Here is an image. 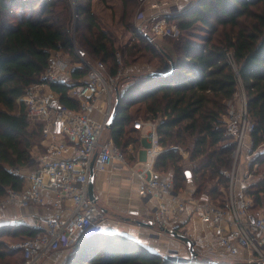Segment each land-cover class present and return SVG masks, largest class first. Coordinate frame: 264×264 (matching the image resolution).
I'll list each match as a JSON object with an SVG mask.
<instances>
[{
	"label": "trees",
	"instance_id": "1",
	"mask_svg": "<svg viewBox=\"0 0 264 264\" xmlns=\"http://www.w3.org/2000/svg\"><path fill=\"white\" fill-rule=\"evenodd\" d=\"M136 1L122 0L124 24L141 38L127 47L131 58L125 60L126 67L139 60L138 52H150L159 59L158 65L151 63L157 70L171 68L168 56L175 70L162 76L150 72L125 76L118 86L121 101L116 117L103 139H113L122 148L136 143L128 133L139 131L135 122L143 110L146 120L157 122L159 142L165 149L155 161V170L171 171L178 192L193 183L194 196L209 193L211 200L222 202L229 186L224 170L232 167L236 147L226 132L224 115L238 91L240 78L247 93L249 116L255 123V148L264 137V0H193L179 11L153 18H165L178 26V35H165L173 52L167 45L154 46L135 27ZM75 4L80 51L91 61L102 59L111 75H117V40L101 25L93 0H75ZM73 15L71 0H0V197L8 186L23 188L24 179L10 169L29 166L34 148L43 140L42 124L30 127L20 97L41 81L56 52L67 53L72 63L80 61L75 52ZM197 23L208 31L200 43L186 35ZM229 52L238 70L230 63ZM88 74V68L74 66L69 78L82 79ZM70 86L53 84L52 88L62 102L79 108V100L69 96ZM137 104L141 108L134 113L132 108ZM182 150L189 152L188 157ZM254 161L264 164V150L255 155ZM248 193L257 206L254 214L263 212L264 179L249 185ZM175 228L180 230L179 226ZM38 232L27 224H0V264H22L17 256L23 255L22 250L12 248L7 238L33 237ZM65 264L214 263L200 255L177 260L127 235L100 230L83 237Z\"/></svg>",
	"mask_w": 264,
	"mask_h": 264
},
{
	"label": "built area",
	"instance_id": "2",
	"mask_svg": "<svg viewBox=\"0 0 264 264\" xmlns=\"http://www.w3.org/2000/svg\"><path fill=\"white\" fill-rule=\"evenodd\" d=\"M138 1L142 6L160 8L170 0ZM145 11L142 10L138 18H142ZM173 31L169 22L162 18L152 24L151 34L142 29L139 32L152 43L155 37ZM75 52L80 59L77 63H72L70 56L54 55L42 74L41 81L32 84L19 99V102L25 105L29 120L42 124L45 151L40 155L39 165L32 173L23 176L20 168L10 169L21 176L27 185L22 189L8 186L4 197H0V206H41L45 202L46 191L55 194L52 203L54 212L36 214L32 227L38 228L39 232L12 245V248L22 250V264H41L52 252L75 247L83 237L102 230L104 210L98 200L90 198L89 195V180L94 159L95 171L114 163H121L132 169L140 181L141 197L160 200L156 206L155 224L173 227L168 224L179 221L184 213L188 216L196 215L209 224L223 249L198 246V255L219 262L217 259H233L240 253L241 248H246L251 253L249 264L264 263V211L258 215L254 214V198L248 193L249 182L254 179L260 167L254 157L259 148L264 150V137L255 148L252 136L255 123L250 121L248 101H245V106H242L239 112L232 109L226 114L228 117L224 118L226 132L236 144L233 169L231 172L224 171V174L229 176L226 197L222 202L210 200L201 205L194 197L177 194L173 178L155 170V158L159 152L153 147L150 150L151 158L145 163L146 167L137 168L129 164L125 152L113 139H103L116 101L121 74L111 75L103 61L87 59L76 46ZM228 58L238 70L233 53L229 52ZM118 60L120 61V58ZM74 66L88 68L89 74L82 79L69 78ZM53 84L72 85L69 88V96L77 98L80 107L71 108L62 102L61 95L52 88ZM100 95H104V108L101 109L102 117L98 120L92 117V112L96 109ZM147 124L151 130L146 132L145 136L151 140L152 145L160 144L157 123ZM145 125L144 122L135 123L138 129ZM244 153L249 162L247 168L241 172V158ZM164 196L173 197L172 208L163 199ZM66 208L69 209L68 214H64ZM170 211L173 212L172 216L169 215ZM231 262L233 261L224 263Z\"/></svg>",
	"mask_w": 264,
	"mask_h": 264
},
{
	"label": "crops",
	"instance_id": "3",
	"mask_svg": "<svg viewBox=\"0 0 264 264\" xmlns=\"http://www.w3.org/2000/svg\"><path fill=\"white\" fill-rule=\"evenodd\" d=\"M109 5H114L111 2L115 0H106ZM118 1V0H117ZM193 0H172L167 4H163L160 8H154L148 6L144 16L138 18L137 23H142L143 20L147 18H154L158 14H170L172 12L179 11L191 3ZM97 2H104L103 0H93V10L98 15L99 20L103 28L111 34L113 31H109L101 22V13L98 11ZM122 2V0H121ZM123 5V2H122ZM106 11V7L103 11ZM106 13V12H105ZM124 13V8H123ZM103 16V15H102ZM138 25V24H137ZM173 29L174 25H171ZM144 27V26H143ZM127 27H125V30ZM131 31L130 29L126 30ZM145 31V30H144ZM146 32V31H145ZM127 47V46H126ZM72 59V58H69ZM142 66V69L139 67ZM137 65H131L127 67V71L130 73L139 72H150L156 68L150 63H139ZM96 109L92 112V117L96 119H101L102 113L101 109L104 108V95H100L96 103ZM142 132V143L138 151V156H135L133 165L137 168H144L145 163L151 158L150 150L153 147L158 151L157 157L165 151L161 144H153L147 142L148 138L145 136L146 132L151 129L146 125L139 129ZM45 141H42L43 151H45ZM37 157V164L39 165V157ZM132 162V161H131ZM37 165V167H38ZM132 165V164H131ZM36 169V168H35ZM33 166H27L20 168L21 174L26 176L32 173L34 170ZM95 171V170H94ZM94 189L96 198L100 207L104 210L105 220L102 223V230L106 233H116L124 234L131 238L140 241L145 246H149L153 249H157V252L164 256H175L183 258H191L188 246L181 240L171 236L170 234L164 232L160 228V224L156 223L155 226H143L137 223L138 220L154 222L156 206L160 202L158 198H142L139 193V179L133 174L132 169L128 166H124L121 163H114L112 165L104 166L99 170L95 171L94 175ZM256 182L255 177L249 182V185ZM27 185L24 182V186ZM196 186L190 183L189 187L185 189L180 196L185 195L187 197H194L201 205H205L211 200L209 193H204L199 196H194ZM45 202L41 206L34 207H19V206H0V224L3 223H14V224H27L32 226L36 219V214L45 213L51 214L54 212L52 203L55 199V194L51 191H46L44 193ZM166 201H172L170 197H163ZM174 203V199L172 201ZM255 210H253L254 212ZM69 209L64 210V214H68ZM262 213V212H260ZM259 213V214H260ZM169 226H179L180 231L188 234L194 241L196 247L198 246H214L217 249L222 250L223 245L221 244L219 238L214 234L211 226L203 222L198 216H188L184 213L179 221L174 222ZM70 254V249H61L52 252L48 257H46L41 264H65L68 256ZM251 257V253L246 248H241L240 253H238L233 259H217L219 262H248Z\"/></svg>",
	"mask_w": 264,
	"mask_h": 264
},
{
	"label": "rangeland",
	"instance_id": "4",
	"mask_svg": "<svg viewBox=\"0 0 264 264\" xmlns=\"http://www.w3.org/2000/svg\"><path fill=\"white\" fill-rule=\"evenodd\" d=\"M72 1V4H73V12H74V15H73V29H74V38H75V46L77 47V48H79V46H78V40L76 39V35H75V27H76V23H77V11H76V4H75V0H71ZM104 2L102 3V2H97V8H98V11L101 13V22H102V24L104 25V27H106L109 31H113L114 32V34H112L113 35V37L117 40L116 41V44H117V46L119 47V51H118V56H119V58H120V61L118 60V63H119V66H120V70H119V73L121 74L120 75V77H119V81H118V86H120V84L122 83V81H123V79H124V77L125 76H129V75H133V74H139V73H143V71L144 70H140L139 72H135V73H130V72H128L127 71V67H129V66H131V65H129V66H127L126 67V65H125V60L126 59H129V58H131V56H129V53L128 52H126L127 51V47L128 46H130L131 44H134V42L135 41H137V42H139V41H141V38L140 37H138L137 35H135L134 34V32L131 30V31H129V32H127L126 30L127 29H129V28H127L126 30H125V24H124V19H123V8H124V6L122 5V2H121V0H115L114 2H111L112 4H114V5H109L108 3H107V1L106 0H103ZM170 1H172V0H170ZM169 1V2H170ZM167 4V3H166ZM149 5H141L140 4V2L137 0L135 3H134V13H136V16H135V14H134V18H133V20H134V24H135V27L138 29V31H140L141 29L142 30H145V31H147L148 33H150L151 34V26H152V24L155 22L154 20H153V18L151 17H149V18H147V19H145V20H143V22L142 23H137V20H138V17H139V15L140 14H142L141 12H142V10H146L147 9V7H148ZM106 7V11L104 10L103 11V9ZM106 12V13H105ZM103 15V16H102ZM138 24V25H137ZM171 24L172 25H175V27L174 28H176L172 33L170 32V33H168V34H172V35H178L179 34V29H178V26L176 25V24H173L172 22H171ZM170 24V25H171ZM144 26V27H143ZM147 28H148V30H147ZM142 34V33H141ZM153 34V33H152ZM208 34V31H206L205 30V28L202 26V24L201 23H197L194 27H192L187 33H186V35L189 37V38H191L192 40H194V41H196V42H203L204 41V35L206 36ZM165 35H167V34H165ZM165 35H160V36H157V37H155L154 38V41L152 42V44L154 45V46H158V44H162V45H167L168 47H169V49L173 52V48H172V46L171 45H169L167 42H166V38H165ZM204 37V38H203ZM148 40V39H147ZM148 42H150L149 40H148ZM151 43V42H150ZM127 46V47H126ZM175 53V52H174ZM232 53V52H231ZM55 55H59V56H61V57H67V56H69L67 53H64L63 51H58V52H56V54ZM136 56L137 57H139V60H137V62H135V63H133V65H137V64H139V63H150L149 65L150 66H148V68L147 69H149L150 67H151V65H153V64H151V63H156L157 65H158V63H159V59L158 58H156L153 54H151L150 52H147V53H140V52H138L137 54H136ZM87 57V56H86ZM118 58V59H119ZM94 61H102V59H94ZM104 62V61H103ZM156 65V66H157ZM142 66L143 65H140L139 64V67L142 69ZM108 73H110L109 72V70H108ZM111 74V73H110ZM248 100V98H247V93H246V90H245V87H244V85H243V82L241 81L240 82V84H239V87H238V91H237V93L235 94V96H234V98L233 99H231L230 100V102H229V104H228V112H230V110H232V109H235L236 110V112H239V110L242 108V106H245V101H247ZM138 108H141V104H137V105H135L133 108H132V112H136L137 111V109ZM144 116H145V114H143V110L141 111V113H140V115L139 116H137V117H139L138 119V121H136V122H138V123H140V122H144L145 124H146V126L148 127L149 125L147 124L148 122H154V123H157L156 121H153V120H146L145 118H144ZM228 117V115L226 116V114H225V116H224V118H227ZM251 119V118H250ZM250 121H252V122H254L252 119L250 120ZM31 122V125H30V127L32 128V129H34V127H35V125H37L38 123L37 122H35V121H30ZM135 122V123H136ZM134 123V122H133ZM149 128H150V126H149ZM128 136H130V137H132V138H136L137 139V141H136V143H134V144H132L130 147H121V149H123L124 151H125V155H126V158H127V161L129 162V164H132L133 165V162H134V160H136V158H135V156H138V151H139V149H140V147L143 145V143H142V132L139 130V131H137V132H129L128 133ZM232 138V137H231ZM148 141V143L149 142H151V140L150 139H147ZM43 141V140H42ZM232 141H234L233 140V138H232ZM43 145H42V142H41V146L40 147H35L34 148V150H33V160H32V162L30 163V165L31 166H33L34 167V169L35 168H37V162H36V160H37V157L39 156V154L40 153H43L44 151H43ZM260 150H261V148H259ZM259 150V151H260ZM235 151H236V147H235V149H234V151H233V153H232V156H233V158L235 157ZM258 151V152H259ZM182 153H183V156L184 157H188V155H189V152L187 151V150H182ZM241 160H242V166H241V168H240V171L242 172L245 168H247V163L249 162L248 161V158H247V156H246V154L244 153V155L242 156V158H241ZM132 161V162H131ZM233 161H234V159H233ZM29 165V166H30ZM155 165V164H154ZM232 169H233V163H232V167L230 168V169H225L224 171H229V172H231L232 171ZM160 173H162V174H166V175H168V176H171V171H169V172H160ZM226 176H228L227 174H225ZM229 177V176H228ZM262 179H264V164L262 165V166H260L259 167V169L257 170V173L255 174V180H256V182H258V181H260V180H262ZM213 183H215V181H213L212 183H211V185L213 184ZM210 186V185H209ZM176 191V190H175ZM184 191H182V192H178V191H176V193L177 194H179L180 195V193H183ZM1 197H4V195L3 196H1ZM166 197H170V196H166ZM253 197V196H252ZM170 198H172V201H173V197H170ZM254 198V197H253ZM166 201V200H165ZM172 201L170 200V201H166L167 203H168V205H169V207L170 208H172L173 207V203H172ZM256 208H257V206L255 207V209L254 210H256ZM169 215H173V212L172 211H170V213H169ZM106 218V217H105ZM27 238H30V237H27ZM26 237L25 238H7L6 239V241L9 243V245L12 247V245L13 244H15V243H19V242H21V241H24V240H26L27 239ZM74 247H71V248H69L70 249V252H71V250L73 249ZM19 258L18 259H20V260H22V263H23V255H22V253H19V255H17ZM17 256H15V258L17 257ZM15 258H13V259H15ZM222 263H224V262H222Z\"/></svg>",
	"mask_w": 264,
	"mask_h": 264
},
{
	"label": "water",
	"instance_id": "5",
	"mask_svg": "<svg viewBox=\"0 0 264 264\" xmlns=\"http://www.w3.org/2000/svg\"><path fill=\"white\" fill-rule=\"evenodd\" d=\"M168 59L171 63V68L167 71H162V70H153L152 72H150L151 75L153 76H162V75H169V74H172L174 73V70H175V63L172 59L171 56H168ZM120 101H121V92L119 90V88H117V92H116V101H115V104H114V107H113V110H112V113H111V116L108 120V124H107V127L110 128L113 124V121L116 117V114H117V111H118V108H119V105H120ZM94 165H95V159L93 160L92 162V166H91V173H90V180H89V195H90V198L96 200V194H95V189H94V175H95V171H94ZM138 224L140 225H143V226H149V227H153L155 226V223L153 222H150V221H143V220H138L137 221ZM161 230H163L164 232L170 234L171 236L181 240L182 242H184L187 246H188V249L190 251V256L191 258L193 257H196L198 255L197 253V250H196V245H195V241L186 233L180 231V230H177L176 228H173V227H165V226H160ZM149 247V246H148ZM151 250L157 252V249H153L151 247H149ZM171 258H174V259H177V260H187V259H190V258H183V257H175V256H171ZM211 263H214V264H219L218 261H213V260H210ZM226 264H249L248 262H231V263H226ZM256 264V263H254ZM257 264H264V263H257Z\"/></svg>",
	"mask_w": 264,
	"mask_h": 264
}]
</instances>
